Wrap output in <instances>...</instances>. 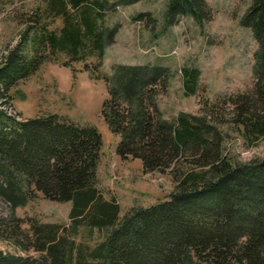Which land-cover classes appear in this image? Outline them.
Instances as JSON below:
<instances>
[{
  "label": "trees",
  "instance_id": "obj_1",
  "mask_svg": "<svg viewBox=\"0 0 264 264\" xmlns=\"http://www.w3.org/2000/svg\"><path fill=\"white\" fill-rule=\"evenodd\" d=\"M42 2L61 28L42 32L30 57L26 29L24 42L0 59V197L14 208L38 194L70 202L69 224L13 218L9 238L37 256L0 251V264H264V157L234 160L219 128H238L246 147L264 140V0H250L240 20L257 43L252 88L204 101L198 114L163 118L156 98L167 90L168 68L112 67L101 115L119 137L116 156L139 160L145 174L169 173L175 184L167 201L131 207L122 217L116 200L97 187L102 141L96 128L55 114L18 121L4 110L10 90L50 57L38 54L39 46L70 63L95 56L99 67L105 43L117 34L118 28L104 26L102 1ZM166 15L170 25L185 16L199 26L212 20L205 0H168ZM179 72L184 95L194 96L200 71L184 66ZM80 227L105 232L103 240L94 247L75 242Z\"/></svg>",
  "mask_w": 264,
  "mask_h": 264
},
{
  "label": "rangeland",
  "instance_id": "obj_2",
  "mask_svg": "<svg viewBox=\"0 0 264 264\" xmlns=\"http://www.w3.org/2000/svg\"><path fill=\"white\" fill-rule=\"evenodd\" d=\"M98 1L104 2V26L110 30L118 28L114 42L105 43L101 66L97 67L95 56L70 63L65 55H51L47 48L37 46L38 54L50 57L10 90L12 101L4 110L18 121L55 114L75 124L96 128L102 141L97 187L104 198L116 200L122 217L131 207L167 201L175 184L169 173L145 174L139 160H121L116 156L119 137L110 132L101 115L103 102L108 98L112 67L168 68L171 77L167 90L157 96L156 103L163 118L171 120L180 112L198 114L204 101L210 103L217 97L250 90L257 43L251 31L240 25L250 0H205L212 11V20L202 26L191 16L180 17L170 25L166 15L168 0ZM44 9L42 0H0V59L8 48L24 42L26 29L30 28L29 40L24 46L30 57L34 41L42 32L61 28V20L47 16ZM139 15L143 18L138 21ZM66 63L69 65L65 66ZM184 66L200 71L194 96L186 97L183 93L179 71ZM219 128L224 135L225 153L234 160L246 163L264 157V140L246 147L238 128L229 123ZM70 207V202L48 201L38 194L14 208L0 197V251L36 257V253L23 251L9 238L7 230L12 219L34 218L41 223L66 225ZM22 229L27 231L26 226ZM104 235L105 232L80 227L73 239L94 247Z\"/></svg>",
  "mask_w": 264,
  "mask_h": 264
},
{
  "label": "built area",
  "instance_id": "obj_3",
  "mask_svg": "<svg viewBox=\"0 0 264 264\" xmlns=\"http://www.w3.org/2000/svg\"><path fill=\"white\" fill-rule=\"evenodd\" d=\"M13 117H15L14 115H13ZM18 119V118H17Z\"/></svg>",
  "mask_w": 264,
  "mask_h": 264
}]
</instances>
